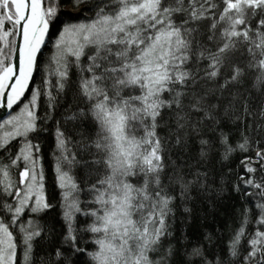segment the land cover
I'll list each match as a JSON object with an SVG mask.
<instances>
[{
  "label": "snow or ice",
  "instance_id": "6c2138e0",
  "mask_svg": "<svg viewBox=\"0 0 264 264\" xmlns=\"http://www.w3.org/2000/svg\"><path fill=\"white\" fill-rule=\"evenodd\" d=\"M85 2L73 0V6ZM59 7V0H52L46 8L42 0H30V5L26 0H0V28L5 20L15 25L26 21L20 77L8 96L9 108L23 94L36 52L43 43L42 32ZM95 7L94 19L64 27L57 42L56 92H63L70 70L76 68L78 94L88 104V110H81L79 115L90 117L96 128L95 138L81 142L75 151L69 138L57 130L56 172L64 207L63 242L74 252H84L78 245V233H91L97 246L96 251L88 253L93 264H169L174 254L170 217L176 200L170 189L178 185L181 199L186 200L193 184L207 190L208 173L197 171L192 180H187L177 168L168 177V184L163 183L165 153L170 148L157 130L164 117L170 116L174 120V130L169 129L170 136H175L173 146L187 150L188 137L195 135L199 137L200 159H208L215 145L202 135V129L217 133L224 90L240 84L250 72L256 73L253 88L259 91L264 86V0H100ZM29 8L26 17L25 9ZM9 35L7 30L0 34L5 47ZM237 54L244 59L237 62ZM12 72V67L0 60V89L6 87L4 82ZM221 77L223 82L218 88L197 91L200 81L216 84ZM35 99L34 93L33 106ZM54 100L50 96V101ZM238 102V95L232 94L223 105L224 116L232 123L250 119L247 128L259 134L264 129V104L253 108L250 100H245L241 110ZM22 116L26 118L13 116L0 124V128L11 125L13 129L0 138V148L6 149L8 141L17 137L25 140L11 165L0 167L5 178L0 181V200L6 195L16 201L0 202V213L11 216L10 224L0 222V264H14L17 245L10 230L13 226L24 233L25 264H31L32 242L43 229L33 220L17 222L26 208L40 213L51 207L42 196L43 174L37 171L39 158L34 152L40 149L27 141L28 134L36 129L37 118L27 104ZM76 118L75 113L67 117ZM218 139L222 158L227 160L236 149L223 131L218 132ZM249 143L245 135L237 147L247 151ZM80 152L92 159L81 160ZM256 157L257 163L264 161V149L258 150ZM21 161L18 177L10 178L9 168H20ZM80 164L96 166L99 179L90 185L88 201L95 208L81 207L82 189L72 174V168ZM246 168L249 173L256 172L250 165ZM242 179L247 187L259 189L258 193L246 194L262 198L257 204L260 211L256 223L264 225V178ZM183 210L191 213L187 206ZM80 215L86 223L77 227ZM247 223L245 213L228 242L227 258L217 257L216 264H264V229L249 234ZM245 239L247 251L240 259V245ZM165 240L169 241L167 247ZM189 255L203 256V252L196 247ZM62 256L61 249H56L57 264ZM47 264L54 262L49 259Z\"/></svg>",
  "mask_w": 264,
  "mask_h": 264
},
{
  "label": "trees",
  "instance_id": "16d2710c",
  "mask_svg": "<svg viewBox=\"0 0 264 264\" xmlns=\"http://www.w3.org/2000/svg\"><path fill=\"white\" fill-rule=\"evenodd\" d=\"M52 0H44L45 7H48ZM100 0H86L79 7L73 6V0H59V9L55 17L48 20L49 31L46 37L45 45L37 57L34 75L23 101L30 95L36 94L35 108L33 114L36 129L28 134L27 141L37 146L40 151L34 152L37 156L38 166L45 180L44 196L45 202L51 207L44 209L40 213L29 212L26 208L21 214L18 224L26 223L33 220L39 224L43 231L40 237L36 238L33 243V252L31 264H45L51 259L54 264L55 251L61 249L63 256L58 264H93L88 253L97 250V246L92 242L91 233L79 232L78 245L85 249L84 252H74L63 242L65 232L64 222L62 219L63 211L61 209L62 189L57 186L56 179L53 176V167L56 169L55 155L57 150V130L62 131L71 141L73 150H77L81 142H87L94 139L96 128L90 117L80 116L81 110H88V104L78 94V75L76 68L70 70L69 79L63 92L57 94L55 81L57 75H51L46 67L49 55L53 49L56 39L63 31L64 27L74 23L88 22L94 19L96 5ZM71 7L77 9L76 13H69L64 8ZM179 20V17L177 18ZM208 22L205 21L204 24ZM12 46L7 47L0 44V60L4 65L9 58ZM86 61V57L84 58ZM243 57L237 54V62ZM243 66V65H242ZM255 72L246 75L240 84L231 85L224 90L221 100L222 107L218 110V116L221 124L217 126V133L202 129V135L210 138L214 142V148L209 154L208 159L201 160L199 157L198 143L199 137L190 135L188 137L187 150L174 147L175 136H170L169 129L174 130V120L170 116H165L161 122V127L157 130L165 138L170 151L165 153L167 167L163 173V183L168 184V177L173 175L179 168L187 180H192L197 171L208 173L207 185L205 190L198 184H193L188 192V199L182 200L178 185H172L171 192L175 195L174 203L175 212L170 217L171 230L173 237L171 243L174 246V254L169 258V264H216L217 257L227 258V245L235 231L241 226L245 213L247 214L248 223L247 232L253 233L257 228L264 229V225H258L256 220L259 216L257 204L261 201L259 195H247L246 193L259 192V189L247 187L243 178L254 177L257 181L264 178V168L257 163L256 152L264 149V129L249 130L247 124L251 123L250 119L232 123L223 114V105L226 104L232 94L239 97V107L243 108V102L250 100L253 108H259L264 104V86L257 91L253 88ZM223 82V77L219 78L216 84L211 82L200 81L196 86L197 91H204L207 88H218L219 83ZM167 95V94H165ZM50 96L55 100L50 101ZM215 102V99L213 100ZM21 104V103H20ZM18 108V106H17ZM16 108V109H17ZM14 109L13 112L16 110ZM167 111V110H165ZM12 112V113H13ZM77 114L75 120H69L67 117ZM223 131L228 137L229 142L236 150L231 153L227 160L223 159V148L219 144L218 132ZM247 135L250 138L248 150L244 151L237 147L243 142V137ZM25 140L17 137L8 141L6 149L0 148V167L11 165V160L16 157L19 150L24 146ZM81 160H91L87 153L80 152ZM175 161V167L173 166ZM246 165L256 169L255 173H249ZM23 167H10L9 176L15 179ZM72 174L82 191L88 192V201L91 199L89 193L90 185L94 184L99 175L96 166H86L84 164L73 167ZM5 178L0 171V181ZM2 190V185H0ZM82 194V193H81ZM3 200L14 203L11 197L3 196ZM83 201L81 198V207L95 208L96 205ZM191 209V213H185L184 207ZM89 220L91 218H88ZM0 222L11 223V216L7 213H0ZM86 223L82 215L77 217V227ZM13 232V242L16 243V257L14 264H25L23 234L18 226L10 229ZM168 240H165L164 246L167 247ZM199 247L203 256H190L193 248ZM240 259L247 251V240H242L240 245ZM239 264V261L237 262Z\"/></svg>",
  "mask_w": 264,
  "mask_h": 264
},
{
  "label": "water",
  "instance_id": "95a60500",
  "mask_svg": "<svg viewBox=\"0 0 264 264\" xmlns=\"http://www.w3.org/2000/svg\"><path fill=\"white\" fill-rule=\"evenodd\" d=\"M26 2L30 5V0H26ZM42 7H44V3L42 0ZM30 14V8L25 9V16ZM14 15V10H13ZM26 21H21L19 25H15V34H14V44L12 51L9 55L8 61L5 66H11L13 69V72L11 74V78L6 80L4 83L6 87L3 89H0V123L14 110L17 108V106L24 100L25 96L28 93L36 65V60L40 52L42 51L45 42L46 37L49 31V24L47 26V30L42 32L43 35V43L40 44L39 50L36 52L35 56V62L32 66L31 75L27 78L26 85L23 89V94L20 96V99L12 105L11 108L8 107V96L9 94H12V86L16 84V80L18 77H20V70H21V59H20V49L24 47L25 41H24V35H23V26ZM38 27L43 28V25H39ZM40 33H38L39 35Z\"/></svg>",
  "mask_w": 264,
  "mask_h": 264
},
{
  "label": "rangeland",
  "instance_id": "374dc122",
  "mask_svg": "<svg viewBox=\"0 0 264 264\" xmlns=\"http://www.w3.org/2000/svg\"><path fill=\"white\" fill-rule=\"evenodd\" d=\"M43 3H44V0H43ZM44 8H46L45 7V4H44ZM64 10H66L69 13H76L77 12V9H74V8H71V7L64 8ZM2 13H3V10H0V18H3L2 17ZM88 22H90V21H88ZM88 22H81V23H88ZM74 24H79V23H74ZM5 30H7L10 33V35L8 36V41H9V44H11V46L13 48V43L12 42L14 40V34H15L14 24L12 22H8L7 20H5V23L3 25V28H0V34H2L3 31H5ZM59 39H60V35L56 39V41L54 43L53 49H55V50L49 55L48 62L46 63L47 70H48V72L51 75H57L56 58L59 55V50L57 48V42L59 41ZM0 44L2 46L4 45L3 42H0ZM32 99H33V95H30L29 97H27L26 98V101H22L21 104L18 105V108L14 112L12 111L13 113L11 112L0 124H4L5 121L10 120L13 116H21L22 119L23 118H26V116H22V109L24 108V105L25 104L29 105V109L32 112H34L35 105L34 106L32 105V103H31L32 102ZM12 130L13 129H12V126L11 125H5L4 128H0V138H2L4 136V134H5L6 131H12ZM58 156H59V153H56V155L54 157L55 158L56 165H57V158H58ZM37 171L38 172H41V170H40V168H39L38 165H37ZM52 173H53L54 178L56 179V184L59 187L58 174L56 172V169H54V167H53ZM42 184H43L42 196H43V198L45 200V196H44L45 180L44 179L42 181ZM79 196H80V198H83V201H88V192L87 191H81L79 193ZM60 197H61V199H60L61 200V209H62V211H64L62 194L60 195ZM29 204H30V206H34L33 201H30ZM28 211H29V209H28ZM21 234H23V237H24V233L21 232Z\"/></svg>",
  "mask_w": 264,
  "mask_h": 264
}]
</instances>
